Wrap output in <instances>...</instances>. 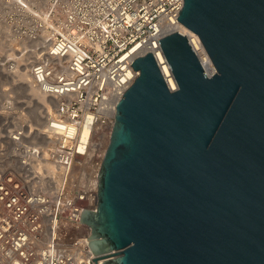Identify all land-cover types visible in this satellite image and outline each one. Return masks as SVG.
Listing matches in <instances>:
<instances>
[{"label":"water","instance_id":"1","mask_svg":"<svg viewBox=\"0 0 264 264\" xmlns=\"http://www.w3.org/2000/svg\"><path fill=\"white\" fill-rule=\"evenodd\" d=\"M179 30L158 39L116 103L83 209L100 264H264V0H183Z\"/></svg>","mask_w":264,"mask_h":264},{"label":"built area","instance_id":"2","mask_svg":"<svg viewBox=\"0 0 264 264\" xmlns=\"http://www.w3.org/2000/svg\"><path fill=\"white\" fill-rule=\"evenodd\" d=\"M182 4L0 0V33L34 43L30 82L45 97L36 120H17L27 115L25 101L18 110L6 105L13 110L9 146L0 148V264H95L80 214L97 208L116 103L137 75L135 56L151 52L162 66L158 39L166 23L186 29L177 19ZM186 34L198 54V38ZM0 66L15 73L14 62Z\"/></svg>","mask_w":264,"mask_h":264},{"label":"rangeland","instance_id":"3","mask_svg":"<svg viewBox=\"0 0 264 264\" xmlns=\"http://www.w3.org/2000/svg\"><path fill=\"white\" fill-rule=\"evenodd\" d=\"M0 36L5 37V41H4L5 44H3V46H0L1 63L4 62L16 63L17 61L15 60L17 58L15 57H17L20 54L27 55L29 54L28 50L31 51L32 49H34L33 47L35 45L32 42L15 39L12 35H8V33L3 35H1L0 33ZM14 48H17V50L14 51L13 50ZM32 60H34V58L30 57L29 61ZM13 74L14 73L10 74L6 70V67L0 66V148L1 147L8 148L9 146V140L8 138H6L7 133L5 131L6 130L5 123L6 124L9 123L12 119H11V114L8 112L12 111L13 109L15 110L20 109L21 106H23L21 101H25V96H24L25 93L22 92L21 89L18 87V85L20 86L21 83L19 82V80H12L11 76ZM9 103H12L14 105L12 110L6 107V105ZM14 103H19V104H14Z\"/></svg>","mask_w":264,"mask_h":264},{"label":"bare ground","instance_id":"4","mask_svg":"<svg viewBox=\"0 0 264 264\" xmlns=\"http://www.w3.org/2000/svg\"><path fill=\"white\" fill-rule=\"evenodd\" d=\"M174 27H177V25L175 24L169 25L166 23L164 24V27L162 30L163 32H168ZM179 30L184 33H190L187 29H184L183 27H180ZM3 37L4 36H0V46H3V44H5L4 42L5 37L4 38ZM194 42L198 48V54L200 58L205 62L206 69L212 72L214 69H213V66L210 62V59L207 53L203 49L202 45L196 39H194ZM13 50L15 51L17 50V48H14ZM33 55H35V52H30L27 55L20 54L17 57H15L17 58L15 60L17 61L15 63V67H16L15 73L11 76L12 80H19L21 84L20 86L18 85V87L21 89L22 92L25 93L24 96H25V103L27 107V115L17 118V120H19L20 122L30 121V118L36 120L37 119L36 111L40 110L41 104L45 102L44 95H42V93L36 87H34L32 83L30 82V65L29 64L31 61H29V58L33 57ZM160 58L163 62L161 66L162 72L167 77V80L171 88H175V82L171 76L168 64L166 63L163 57H160ZM1 158L2 156H0V163H3V161L5 162L6 158L4 159L3 158L1 159Z\"/></svg>","mask_w":264,"mask_h":264}]
</instances>
